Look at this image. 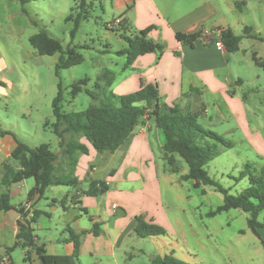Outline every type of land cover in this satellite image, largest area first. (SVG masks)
<instances>
[{
	"label": "rangeland",
	"instance_id": "374dc122",
	"mask_svg": "<svg viewBox=\"0 0 264 264\" xmlns=\"http://www.w3.org/2000/svg\"><path fill=\"white\" fill-rule=\"evenodd\" d=\"M78 1L40 0L21 5L18 0H0V131L7 132L11 138L29 148L49 145L50 150L58 155V161L62 157L59 140L52 131L56 122L52 102L59 88L62 94L61 111L82 112L93 104L85 90L104 99L111 91V84L101 83L97 77L108 71L116 82L125 63V57L115 53L125 49L127 44L118 31L109 28L118 18L115 9L119 0L94 1L90 17L81 22L72 40L75 20L68 18ZM214 3L235 32L243 34V26L249 28L251 34L264 38V0H214ZM239 3L240 9L236 6ZM201 4L202 0H175L176 14H184ZM41 30L59 40L63 48L76 46L83 61L57 73L59 54L39 56L28 42L30 36ZM253 54L264 62V40L243 38L240 51L227 54L226 58L229 57L230 61L226 72L232 78L231 84L238 79L243 81L242 86L233 85L232 88L244 99L245 121L250 134L256 137V146L247 141L241 129L230 130L232 118L209 125L208 119L214 114V105L209 98H202L207 105L208 118L197 117L199 125L233 145L231 149L221 150L206 165L209 175L231 195L240 194L248 186L247 178L239 179L246 165L251 166L255 175L264 169V71L254 65ZM84 78H88L89 82L73 99L72 84ZM159 159V196L156 198L159 206L154 203L150 209L162 214L161 224L158 225L165 230V235L139 238L133 232L116 251V261L120 264H152L151 259L156 256L172 255L185 264H264V248L261 245V242L264 243V229L258 230L257 238L248 229L249 215L240 210L207 217L209 212L222 204V196L211 187H206V193L202 195L193 187L191 180H183L181 176L187 173V165L179 158L180 171L177 174L167 172L166 163ZM102 167L103 164H100L99 169ZM95 174L100 180L105 178L100 171ZM28 183H33V179H29ZM81 187L87 190L88 182H82ZM54 189L57 188L49 187L45 195L52 196L50 190L56 191ZM110 189H116L115 183H111ZM41 204L45 205V200ZM116 217L109 219L108 224L111 225ZM83 219L88 224V217L83 216ZM257 221L264 223V213L258 216ZM58 223L62 224V221L55 215L52 230L47 236L53 239L65 237L63 226ZM124 252L131 255L130 260ZM77 264L100 263L90 258H79ZM102 264L114 263L105 260Z\"/></svg>",
	"mask_w": 264,
	"mask_h": 264
},
{
	"label": "crops",
	"instance_id": "0c3cea01",
	"mask_svg": "<svg viewBox=\"0 0 264 264\" xmlns=\"http://www.w3.org/2000/svg\"><path fill=\"white\" fill-rule=\"evenodd\" d=\"M115 11L118 18L113 23L126 21L131 31L154 27L149 37L156 43L164 44L165 50L161 56L149 53L137 57L126 70L123 65L121 77L116 82H113L108 71L102 72L97 79L106 85L110 83L111 91H108L104 99L95 94L93 104L112 103L113 98L134 93L142 85L152 84L157 87L161 102L166 106L176 105L183 111L196 112L207 119V105L202 98H209L214 105V114L208 119L209 125L227 122L232 118L230 130L241 129L247 141L256 146V137L250 134L245 121L244 99L232 88L233 85L242 86L243 81L238 79L241 81L239 85L235 83L238 80L231 84L232 78L226 72L230 58H226L223 46H218L220 43L217 35L218 31L229 28L242 39L263 41L264 38H250L247 36L251 34L250 29L243 26V34L235 32L215 6L214 0H202L197 8L181 15L176 14L178 9L175 0H119ZM113 28L119 27L116 25ZM199 31L202 32L204 40L196 41L193 47L175 39L176 33L193 34ZM211 39L216 41L211 43ZM239 51L240 46L237 52ZM12 138L9 134L0 135V183L4 174V163L16 168L8 159L16 146L15 139ZM80 142L87 146L88 154L79 155L75 176L83 181L89 173V179L100 180L95 173L102 172L105 175L102 181L108 186L105 194L89 197L84 194L85 189L81 185L78 188L59 186L54 189L56 191L50 190L52 196L45 195L48 190L46 189L42 198L35 195L28 200L27 194L34 187V181L28 183L25 180L9 188L11 202L14 206L20 205L28 211L29 217L34 211L41 212L32 226L33 235L35 243L43 246L48 255L68 256L73 253V243L69 240L68 233L70 230L78 236V260L90 258L100 264L105 260L120 264L115 258L116 251L121 249L127 236L134 232L137 217L144 215L143 219L147 223L161 224L162 214L150 209V205L158 204L157 160L159 157L163 160L162 137L153 119L146 118L134 129L129 140L113 154L99 155L84 138ZM100 164H103L101 169ZM112 182L115 183V190L110 189ZM125 186L127 187L124 188ZM2 190L0 187V191ZM43 200L45 205L41 204ZM118 211L120 215L117 214ZM55 215L62 221V224L58 223L63 226L62 232L66 233L60 239L47 236L52 230V218ZM115 215L117 217L109 225L108 220ZM83 216L88 217V224L84 223ZM20 218L15 209L0 212L1 264H40L33 253L26 260V249L20 246L6 253L7 248L15 245ZM95 224L98 225L95 229L97 234H94ZM54 230L58 232L57 229ZM124 254L130 260L131 255ZM15 256H18L17 260Z\"/></svg>",
	"mask_w": 264,
	"mask_h": 264
},
{
	"label": "trees",
	"instance_id": "16d2710c",
	"mask_svg": "<svg viewBox=\"0 0 264 264\" xmlns=\"http://www.w3.org/2000/svg\"><path fill=\"white\" fill-rule=\"evenodd\" d=\"M21 5L40 0H18ZM96 0H79L78 4L71 9L68 20H75L74 29L71 31V39H74L82 21L90 17L93 2ZM241 4H237L239 8ZM74 13V14H73ZM111 23V30L120 34L127 47L117 51V56L125 57L123 69H128L134 60L142 55L154 53L161 56L165 50L163 44L154 42L149 33L154 27H148L141 31H131L126 21L118 23V29H114ZM253 39H259L257 35H247ZM177 42L193 47L198 40H204L201 31L193 34L176 33ZM217 39L222 44L226 54L235 53L239 50L241 37L235 35L229 28L218 31ZM211 39L210 42H215ZM28 42L32 49L39 56H54L59 54L56 64V72L66 70L80 64L83 57L77 53L76 46L63 48L60 41L50 36L46 31L41 30L29 37ZM78 48H85L79 46ZM254 65L264 71V62L252 55ZM89 82L88 78L76 81L72 84L71 95L75 96L82 91V87ZM237 85L240 80L235 82ZM92 99H96L94 92L85 90ZM193 92V91H191ZM229 94H231L229 92ZM112 103L91 104L82 112L61 111L62 94L59 88L56 98L52 102V112L56 119L53 125V133L59 140L61 161L58 155L50 150L49 145L41 144L35 148H29L26 144L15 139L16 146L12 150L9 161L16 165V168L4 163V174L0 187V212L17 210L21 218L18 222V233L14 247L7 248L10 253L16 247L26 249L25 259L30 253L35 254L40 264H77L79 241L78 236L68 231L69 240L73 243V253L68 256H52L45 252L43 246L35 243L33 235V224L41 214L34 211L29 217V212L21 206H14L9 195V188L25 180L33 179L34 187L28 192L27 199L30 200L37 195L42 198L49 187H71L78 188L82 182H88V188L84 194L89 197H97L108 191L107 184L102 180L89 179V173L83 181L75 176V168L79 155H87L88 148L80 142L84 138L95 152L99 155L113 154L123 146L133 134L134 129L142 124L146 118L154 121L155 127L162 137L163 160L167 165V172L177 174L180 171L178 160L184 161L187 165V173L182 175L183 180H191L193 187L200 190L204 195L205 188L211 187L222 196V204L215 211L209 212L207 217H213L222 212L240 210L249 215L247 220L248 229L259 238L258 230L264 229V223L257 221L260 214L264 213V169L258 175L251 171V166L246 165L245 170L240 173L239 179L247 178L248 186L238 195H231L229 190L224 188L206 170V165L221 150L231 149L233 145L224 140L220 135L203 128L197 122L198 113L183 111L178 106H166L161 102L157 87L152 84L142 85L134 93L113 98ZM8 134L0 131V135ZM208 140L213 141L210 144ZM90 170V168H89ZM236 179L235 181H238ZM134 233L139 238L156 237L165 235V230L156 224L147 223L142 216L136 218ZM93 225L94 234H97ZM264 248V243L261 242ZM2 258L0 257V264ZM152 264H185L172 255L163 257L156 256L151 259Z\"/></svg>",
	"mask_w": 264,
	"mask_h": 264
},
{
	"label": "built area",
	"instance_id": "2783aa9c",
	"mask_svg": "<svg viewBox=\"0 0 264 264\" xmlns=\"http://www.w3.org/2000/svg\"><path fill=\"white\" fill-rule=\"evenodd\" d=\"M116 25H118V23H113V25H112V26H116ZM218 46H219V47H221V46H222V44H219ZM113 209H116V206H113Z\"/></svg>",
	"mask_w": 264,
	"mask_h": 264
},
{
	"label": "water",
	"instance_id": "95a60500",
	"mask_svg": "<svg viewBox=\"0 0 264 264\" xmlns=\"http://www.w3.org/2000/svg\"><path fill=\"white\" fill-rule=\"evenodd\" d=\"M118 215H120V211H118V213H117Z\"/></svg>",
	"mask_w": 264,
	"mask_h": 264
}]
</instances>
